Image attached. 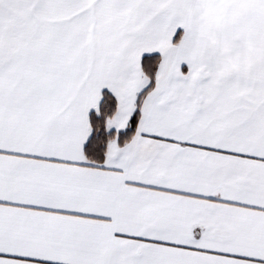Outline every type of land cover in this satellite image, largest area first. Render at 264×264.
Listing matches in <instances>:
<instances>
[{
  "label": "snow or ice",
  "instance_id": "6c2138e0",
  "mask_svg": "<svg viewBox=\"0 0 264 264\" xmlns=\"http://www.w3.org/2000/svg\"><path fill=\"white\" fill-rule=\"evenodd\" d=\"M0 264H264V0H0Z\"/></svg>",
  "mask_w": 264,
  "mask_h": 264
}]
</instances>
